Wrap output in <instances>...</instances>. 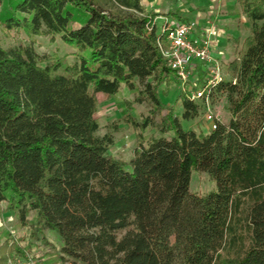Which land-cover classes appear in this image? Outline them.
Listing matches in <instances>:
<instances>
[{
    "label": "trees",
    "instance_id": "16d2710c",
    "mask_svg": "<svg viewBox=\"0 0 264 264\" xmlns=\"http://www.w3.org/2000/svg\"><path fill=\"white\" fill-rule=\"evenodd\" d=\"M236 2L250 34L211 99L226 96L230 119L203 133L182 126L201 101L180 92L177 115L161 100L177 82L151 27L158 14L140 0H0V25L29 41L59 37L79 58L0 46V203L31 243L55 233L65 264H264V0ZM136 82L152 117L125 110L136 147L124 162L109 154L112 134L98 135L96 95ZM155 116L158 136L146 139ZM193 172L215 188L191 193ZM1 249L0 264L25 254Z\"/></svg>",
    "mask_w": 264,
    "mask_h": 264
},
{
    "label": "rangeland",
    "instance_id": "374dc122",
    "mask_svg": "<svg viewBox=\"0 0 264 264\" xmlns=\"http://www.w3.org/2000/svg\"><path fill=\"white\" fill-rule=\"evenodd\" d=\"M140 2L144 13L158 14L156 17L160 18H157V26L161 24L162 17L164 18L168 12L176 13L183 19H194L201 28L212 24L217 32L215 38L216 46L217 44L218 46L216 48L223 53L225 64L236 58L243 40L250 34L248 22L240 14L236 0H140ZM73 27L78 26L74 25ZM30 43L39 56L51 58V60L64 58V62L69 65L78 62L77 50L65 45L59 37L51 39L49 36H39L29 41L17 29L16 24L12 30L0 25V46L3 49H14ZM142 91L143 86L136 82L133 89L122 86L119 93L111 98L103 94L96 95L97 112L94 117L99 124L98 135L112 134L113 143L109 154L124 162H128L132 158L136 147V131L123 120L125 110L130 111L129 113L139 122L144 118L152 117V106L148 99L142 95ZM162 91L166 92L165 95H161L162 102L173 107L176 114L180 115L182 106L178 97L181 92L178 85L171 84L167 88L161 86L158 92ZM211 105L214 116L222 124H227L230 116L226 110V96L218 95ZM162 114H165V111ZM153 119V127L147 128L143 133L146 139L158 136V117L155 116ZM182 126L186 131L194 130L203 133L210 131L208 123L204 120V111L201 105L198 117L190 121H182ZM214 188L215 184L207 173H192L191 193L202 196ZM28 217L32 222L33 215L29 214ZM45 236L48 241L47 245L31 243L27 228L20 224L16 212L8 211L6 203H0V254L1 246L6 241L18 244L25 253L19 255L13 252L3 264L15 258L20 261L27 257L36 258L40 264H65L58 259L61 244L56 234L46 230Z\"/></svg>",
    "mask_w": 264,
    "mask_h": 264
},
{
    "label": "built area",
    "instance_id": "2783aa9c",
    "mask_svg": "<svg viewBox=\"0 0 264 264\" xmlns=\"http://www.w3.org/2000/svg\"><path fill=\"white\" fill-rule=\"evenodd\" d=\"M161 35L157 44L168 67L174 72L181 93L190 101H201L204 120L210 130L219 121L212 111V93L224 79L223 53L216 48L217 32L212 24L200 27L195 20L180 21L164 18L157 26L154 19L151 27ZM6 264H40L34 257L13 259Z\"/></svg>",
    "mask_w": 264,
    "mask_h": 264
},
{
    "label": "crops",
    "instance_id": "0c3cea01",
    "mask_svg": "<svg viewBox=\"0 0 264 264\" xmlns=\"http://www.w3.org/2000/svg\"><path fill=\"white\" fill-rule=\"evenodd\" d=\"M179 16H180V15H179ZM168 17H169V16H168ZM180 17H181V16H180ZM157 18H160V17H155L154 19L157 21ZM164 18H167V15L164 16ZM164 18L162 17V22H163V19H164ZM170 18H171V19H174V18H172L171 16H170ZM181 18H182V17H181ZM174 20H177V19H174ZM190 20H192V19H190ZM193 20H194V19H193ZM180 21H187V19H183V18H182V19H180ZM162 22H161V24H162ZM217 46H218V44H217ZM217 46H216V47H217ZM213 52L216 53V52H219V51L217 50V48H215V49L213 50Z\"/></svg>",
    "mask_w": 264,
    "mask_h": 264
}]
</instances>
